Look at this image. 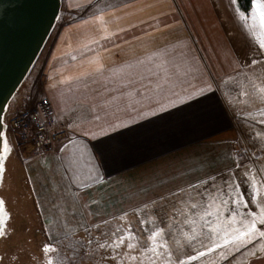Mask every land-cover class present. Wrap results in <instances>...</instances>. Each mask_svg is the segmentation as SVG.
I'll use <instances>...</instances> for the list:
<instances>
[{
	"label": "snow or ice",
	"instance_id": "obj_1",
	"mask_svg": "<svg viewBox=\"0 0 264 264\" xmlns=\"http://www.w3.org/2000/svg\"><path fill=\"white\" fill-rule=\"evenodd\" d=\"M72 6L83 13L78 18L84 31L82 46L92 55L74 72L53 79L30 109L29 101H23L28 123L22 136L31 137L33 145L29 157L41 156L46 167L58 159L69 183L84 191L106 182L101 161L115 139L111 133L140 119L180 110V105L192 107L191 102L199 104L201 97L211 102L219 92L229 107L244 105L239 112L244 129L228 145L225 159L230 163L222 170L203 171L195 182L176 185L167 195L146 197L132 209L139 214L138 224L127 211L99 220L85 213L72 224L45 216L47 239L37 256L12 243L21 215L12 164L14 155L20 157V140L12 139L7 117L0 116V264H264V0H229V15L221 24L235 26L242 38L239 44L218 42L219 76L179 41L149 40L138 53L110 63L113 53L105 45L123 54L117 40L127 41L120 34L138 25L125 21L126 27L121 26L123 18L106 0H81ZM153 21L152 30L159 31V21ZM224 30L233 35L227 27ZM98 78L107 82L102 90L89 88L88 81L98 83ZM74 83L84 91L68 98L65 90L72 92ZM56 129L68 131L56 156H48L42 149L51 147L46 137L55 138ZM21 163L29 161L21 158ZM23 180H32L30 167ZM28 187L30 196L35 182ZM32 202L38 204L35 198ZM44 213L40 205L37 214ZM54 228L59 239H52Z\"/></svg>",
	"mask_w": 264,
	"mask_h": 264
},
{
	"label": "crops",
	"instance_id": "obj_2",
	"mask_svg": "<svg viewBox=\"0 0 264 264\" xmlns=\"http://www.w3.org/2000/svg\"><path fill=\"white\" fill-rule=\"evenodd\" d=\"M80 2H68L66 16L70 13L72 18H63L52 47L44 54L39 77L43 84L40 96L48 91L47 85L59 74L74 72L85 57L92 55L82 46L85 43L84 31L79 26L78 18L83 13L72 6ZM106 2L118 10L116 14L123 18L121 26L126 27L125 21L138 25L120 34L127 41L125 44L117 40L123 54L112 48L110 43L105 45L113 53L108 57L110 63L127 59L129 53H138L149 40L154 44L179 41L188 44L192 52L198 54L219 76L222 55L218 42L230 40L232 44H239L242 38L235 26L221 24L229 15V0ZM125 4L129 7L124 8ZM153 18L159 21V31L152 30ZM165 24L169 27L165 28ZM225 27L233 33L231 37L225 32ZM73 55L77 57L76 60L71 59ZM98 81L92 83L89 80V88L102 90L101 86L107 82L99 78ZM72 89V92L65 90L66 97L74 98L77 90L84 91L82 86L75 83ZM200 101L199 104L191 102L192 107L180 105V110L173 108L112 132L115 139L107 145L105 157L101 161L106 182H97L95 187L84 191L69 183L64 169L59 167L58 159H53L51 167H46L41 164V156L30 158L32 180L29 183L35 182L34 194L39 206L45 208V213L41 215L43 221L45 216L49 221L58 217L72 224L85 213L94 220L119 216L123 211L131 213L148 196L156 198L157 193L167 195L169 189L175 190L176 185H184L185 181L195 182L196 177L202 176L205 170H222L225 163H230L225 159L228 145L244 129V120L239 115L244 105L229 107L219 92L211 102L205 101L203 97ZM69 106L74 107L71 99ZM9 129L14 134L11 126ZM67 131L55 130L59 140L46 155L56 156L59 142L64 140L63 133ZM211 157L215 159L209 160ZM209 164L211 168H208ZM90 199L98 203L90 204ZM44 225L47 227V224Z\"/></svg>",
	"mask_w": 264,
	"mask_h": 264
},
{
	"label": "rangeland",
	"instance_id": "obj_3",
	"mask_svg": "<svg viewBox=\"0 0 264 264\" xmlns=\"http://www.w3.org/2000/svg\"><path fill=\"white\" fill-rule=\"evenodd\" d=\"M68 2H70V0H55L54 10L51 15V21L45 34V37L39 47V51L34 56V59L32 60L33 62L29 64L28 69L24 73L22 79L20 80V83H18L16 88L13 90L11 96L8 98V100H5L2 103L3 105L0 109H3V111L0 112V116L7 117L6 122L9 124V127L11 126V122L26 110L23 101H29L27 108L30 109L40 97V88L41 86H43V84L41 83L39 77L43 68L42 61L44 60V54L46 55L49 49L52 47L55 40L57 28L61 24L63 18L67 17L66 13L68 12V10L66 8ZM67 18H72L70 13H68ZM17 100H19L20 103H17ZM13 133L14 134H11L12 139L14 141H16L17 139L20 140V144L18 145L20 157L14 155L12 164L13 176L15 177L14 192L19 193L21 195V200L19 204V207L21 209V215L20 217H18L15 224L16 235L13 236L12 243L21 244L25 248L33 251L34 253H36L37 256H39L40 246L42 242L47 239V237L45 236V230L47 227L44 225V221L41 215L37 214L39 203L36 206L33 205V198L37 200L34 191L31 193L30 196L26 195L29 191L28 185L30 183H24L23 178L28 168L30 167V163H21V158H29L28 161L31 160V157H29L27 153L32 152L33 148L29 143H22L21 139L19 138V134H16L14 131ZM41 198H43V196ZM42 202H44V199L42 200ZM138 215V213L131 212L129 213V219H131L134 223L138 224ZM59 238L60 237L56 233V229H53L52 239Z\"/></svg>",
	"mask_w": 264,
	"mask_h": 264
},
{
	"label": "water",
	"instance_id": "obj_4",
	"mask_svg": "<svg viewBox=\"0 0 264 264\" xmlns=\"http://www.w3.org/2000/svg\"><path fill=\"white\" fill-rule=\"evenodd\" d=\"M54 4L55 0H0V108L46 34Z\"/></svg>",
	"mask_w": 264,
	"mask_h": 264
},
{
	"label": "built area",
	"instance_id": "obj_5",
	"mask_svg": "<svg viewBox=\"0 0 264 264\" xmlns=\"http://www.w3.org/2000/svg\"><path fill=\"white\" fill-rule=\"evenodd\" d=\"M24 112L21 113L16 119H14L11 122V128H12V130H14V132L16 134H19V136H20L19 138L21 139L22 143H29V144H31V146L33 148V145L30 142L32 138L29 137L27 140H25L24 137L22 136V130L24 129L25 125L28 123L27 117H25ZM58 139H59V134L56 132H55V138H52L51 136L46 137V140L50 141L51 147L42 149V152L48 153L51 150L53 144L56 141H58Z\"/></svg>",
	"mask_w": 264,
	"mask_h": 264
},
{
	"label": "bare ground",
	"instance_id": "obj_6",
	"mask_svg": "<svg viewBox=\"0 0 264 264\" xmlns=\"http://www.w3.org/2000/svg\"><path fill=\"white\" fill-rule=\"evenodd\" d=\"M45 36V35H44ZM44 36L42 38V40L40 41L38 47L35 49V51L33 52L31 58L29 59V61L27 62V64L25 65V67L23 68V70L20 72V74L17 76V78L15 79L14 83L11 85L10 89L7 91L5 98L3 99V102L5 100H8V98L11 96V94L13 93V90L16 88V86L18 85V83H20V80L22 79L24 73L26 72V70L29 67V64H31V62H33L32 60L34 59V56L37 54V52L39 51V47L44 39Z\"/></svg>",
	"mask_w": 264,
	"mask_h": 264
}]
</instances>
